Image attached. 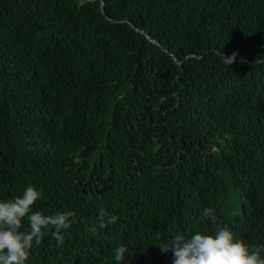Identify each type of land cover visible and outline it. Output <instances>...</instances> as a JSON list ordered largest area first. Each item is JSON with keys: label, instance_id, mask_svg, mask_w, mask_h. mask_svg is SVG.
<instances>
[{"label": "trees", "instance_id": "16d2710c", "mask_svg": "<svg viewBox=\"0 0 264 264\" xmlns=\"http://www.w3.org/2000/svg\"><path fill=\"white\" fill-rule=\"evenodd\" d=\"M28 186L74 216L25 264H173L157 244L218 228L264 246V0H0V201Z\"/></svg>", "mask_w": 264, "mask_h": 264}, {"label": "clouds", "instance_id": "9594fccd", "mask_svg": "<svg viewBox=\"0 0 264 264\" xmlns=\"http://www.w3.org/2000/svg\"><path fill=\"white\" fill-rule=\"evenodd\" d=\"M221 55L228 66L235 61L236 53L231 56ZM43 195L32 186L26 187L23 194L12 200L0 201V264H25L30 255V249L40 245L43 237L50 231L58 245L64 243L62 230L71 227L72 212H58L54 215H44L33 211V205ZM213 210L205 208L204 217H211ZM27 217L29 228H23V219ZM114 216L105 219V214L99 217V227L115 223ZM161 252L171 249L173 264H264V246L249 248L241 240H234L233 233L227 228H218L214 234L195 233L186 239L182 235L175 236L171 244H157ZM127 248L120 246L115 250L117 264L125 259Z\"/></svg>", "mask_w": 264, "mask_h": 264}]
</instances>
